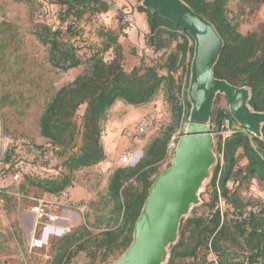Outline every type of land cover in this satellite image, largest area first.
I'll use <instances>...</instances> for the list:
<instances>
[{
    "label": "trees",
    "instance_id": "16d2710c",
    "mask_svg": "<svg viewBox=\"0 0 264 264\" xmlns=\"http://www.w3.org/2000/svg\"><path fill=\"white\" fill-rule=\"evenodd\" d=\"M17 1L32 4L33 0ZM184 1L207 17L224 39L223 50L214 68L215 76L235 85L250 87L251 106L264 111V29L260 34L240 32L228 16L229 0ZM51 2L60 6L57 14L59 24L54 26L39 22L34 26L37 39L48 48L49 64L65 72L85 66L81 74L60 87L46 102L39 118L40 136L44 142L36 149L46 157L61 152L64 157L63 168L47 175L24 170L13 165L15 156L12 151L34 148L35 143L15 138L7 146L3 160L10 165L11 171L21 172L23 188H35L39 192L37 197L43 193L60 194L73 185L77 170L104 161L103 122L117 101L134 106L145 105L164 91L174 116V124L166 127L151 141L137 164L118 167L111 174L107 195L113 202L115 225L94 236L84 228L83 236L89 235L85 239L81 235L75 236V232L67 234L50 263L70 264L73 255L81 248L91 257V261L85 264H96L98 256L106 261L120 246L124 253L132 242L134 225L149 188L162 172L160 166L169 156V142L176 128L189 116L191 104L187 88L194 40L183 27L140 7L147 15L149 46L160 51L173 41H178L177 50L172 51L167 58L166 73H161L155 65L134 67L127 72L123 67L122 45L115 30L103 26L97 30L99 41L84 45L77 41V38L86 40L85 27L82 25L84 19L107 13L112 5L110 0ZM83 48L89 54L87 51L81 53ZM109 52L113 58L107 61L105 55ZM182 63L185 64L186 75L183 86L175 77ZM181 94L183 102L179 97ZM82 105H86V108L79 127L76 116ZM225 121L237 125V128L224 139L215 135V150L219 158L209 183L208 213L198 214L194 208L192 215L182 219L180 239L171 246L167 264H181L186 259L198 260L209 252L217 255V261L208 264H264V205L257 210L249 208V203L238 189L232 190L229 186L232 180L240 183L257 179L264 183V126L263 136L259 138L238 125L229 109L218 107L215 102L211 117L212 131L217 132ZM79 135L81 144L72 149ZM240 154L246 159L243 166L240 165ZM169 166L170 162L167 168ZM222 199L227 205L224 210L220 207ZM230 209L233 210L232 217L229 216ZM233 245L241 249L237 256L232 251Z\"/></svg>",
    "mask_w": 264,
    "mask_h": 264
},
{
    "label": "rangeland",
    "instance_id": "374dc122",
    "mask_svg": "<svg viewBox=\"0 0 264 264\" xmlns=\"http://www.w3.org/2000/svg\"><path fill=\"white\" fill-rule=\"evenodd\" d=\"M110 1L112 5L107 13L84 19L82 25L85 27L86 40L77 38L78 43L84 45L99 41L97 30L104 26L115 30L119 35L124 55L123 67L127 72L134 67L155 65L161 73H166L167 58L172 51L177 50L178 41H173L169 47L160 51L152 49L147 42V15L140 10V7H144L143 0ZM59 9L60 6L51 0H33L32 4L0 0V146H8L15 138H24L35 143L34 148L12 151L15 156L13 165L24 170H33L39 175L59 172L63 168L64 159L61 152L46 157L40 155L36 149V146L44 142L39 130L40 115L46 102L57 90L73 81L83 72L85 66L81 65L67 72L53 68L48 62V48L39 42L34 33V26L39 22L57 26ZM228 9L229 18L240 32L260 34L264 29V0H229ZM85 51L87 50L83 48L81 53ZM87 53L89 54L88 51ZM112 58L111 52L105 55L107 61ZM185 64L182 63L175 72V77L182 86L186 81ZM179 97L183 102L182 94ZM216 99L218 107L229 109L224 94H218ZM85 108L86 105H82L77 112L79 127ZM142 116L149 119L150 126L146 133L139 135L136 125ZM186 121L187 119L176 128L174 134L183 131ZM172 124L174 116L164 91L145 105L134 106L117 101L109 109L103 122L102 142L106 159L94 166L77 170L73 185L60 194L43 193L40 196L54 199L58 205L60 220L49 226L40 225L41 228L39 226L35 230L32 205L33 198L39 195L38 190L23 188L24 178L15 183L9 179H0V184L6 185L0 193V264H50L67 234L75 232V236L82 237L86 228L94 236L113 227V202L107 195L111 174L118 167L137 164L151 141ZM236 126L225 121L224 126L213 134L224 139ZM216 139L215 136V142ZM80 144L81 135L77 137L72 149ZM129 153L135 157L134 164H124L122 161L123 156ZM215 153L219 158L216 150ZM172 158L173 154L169 153L167 160L160 166L162 172ZM239 158L240 165L243 166L246 159L242 154ZM6 165L4 160L0 163V167ZM209 183L210 179L201 192V203L195 206L198 214L208 213L206 204L210 200ZM229 186L232 190L238 189L249 203V208L257 210L264 205L263 182L257 179L240 183L232 180ZM220 207L223 210L227 207L224 199L220 201ZM232 211H229L230 217L233 215ZM88 236L85 234L83 239ZM34 237L41 239L43 244L36 245ZM232 251L235 256L241 253V249L234 245ZM122 254L120 246L106 261L98 256L95 263L112 264ZM90 261L87 251L80 248L71 258L70 264H85ZM210 261H217V255L213 252L201 255L198 260H182L181 264H208Z\"/></svg>",
    "mask_w": 264,
    "mask_h": 264
},
{
    "label": "water",
    "instance_id": "95a60500",
    "mask_svg": "<svg viewBox=\"0 0 264 264\" xmlns=\"http://www.w3.org/2000/svg\"><path fill=\"white\" fill-rule=\"evenodd\" d=\"M142 4L183 27L194 40L187 88L191 108L170 166L149 188L132 242L112 264L168 263L171 246L180 239L181 221L201 203V192L218 162L211 125L218 94L227 97L230 113L240 126L259 138L263 136L264 111L251 106V88L214 74L224 47L216 26L184 0H143Z\"/></svg>",
    "mask_w": 264,
    "mask_h": 264
},
{
    "label": "built area",
    "instance_id": "2783aa9c",
    "mask_svg": "<svg viewBox=\"0 0 264 264\" xmlns=\"http://www.w3.org/2000/svg\"><path fill=\"white\" fill-rule=\"evenodd\" d=\"M150 121L147 117L142 116L138 119L136 125V132L139 135L146 133L149 129ZM233 131L231 132V134ZM182 131L174 134L169 142L168 149L169 153L173 154V150L175 149L178 139L180 138ZM7 145L2 144L0 146V163H2L4 159V154L6 151ZM122 161L124 164H134L136 162L133 154L129 153L123 156ZM10 165H6L4 167H0V179L1 181H5L9 179L12 183L18 182L21 180L22 174L20 171L11 172ZM8 186V184H7ZM6 188V185L0 184V193ZM32 211L35 216V230L41 226H49L54 223H57L60 220V216L58 214V205L54 199H49L47 197H34L33 198ZM40 226V228H41ZM34 243L38 246L43 244L41 239H37L34 237Z\"/></svg>",
    "mask_w": 264,
    "mask_h": 264
}]
</instances>
